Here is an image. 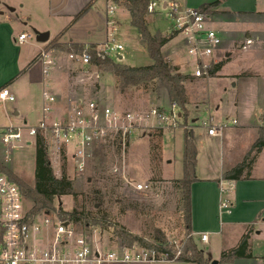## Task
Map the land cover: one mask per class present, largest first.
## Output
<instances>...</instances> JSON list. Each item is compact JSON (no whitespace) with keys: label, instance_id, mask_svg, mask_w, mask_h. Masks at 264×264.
<instances>
[{"label":"crops","instance_id":"1","mask_svg":"<svg viewBox=\"0 0 264 264\" xmlns=\"http://www.w3.org/2000/svg\"><path fill=\"white\" fill-rule=\"evenodd\" d=\"M175 1L181 6L199 7L216 0ZM219 1L207 13L211 15L209 25L223 39L216 52V60L223 64L214 76L208 78L219 76L229 81L239 91L236 106L242 112L238 111L241 120L234 118L236 123L228 124L215 136L208 134L207 127L210 124L218 125L220 117L216 124L213 121H203V126H197L198 117L193 116L191 119L194 138L199 140V130H202L209 149L203 153L199 148L201 141L196 143L197 180L191 185L192 235L197 244L200 238L204 244L213 245L206 252L203 249L210 264L214 259L218 260L217 264H264V146L254 160L250 175L230 180L231 184L223 182L226 191L220 190L224 172L241 162L261 132L264 133V0ZM4 5L14 7V10H8L7 13ZM18 8L20 14L15 13ZM83 9L85 10L80 14ZM119 20L116 17L117 25ZM107 21V0H0V89L7 87L15 95L14 100H0V133L7 125L23 127V144L36 147V139L34 141L30 138L25 126L20 123H26L29 116L35 115L40 107L42 109L44 90L49 89L58 99L64 98L68 91L62 78V61L65 59L60 54L64 51L55 45H100L106 41L110 31ZM50 22H55L58 27L53 37ZM30 27L48 31L49 39L46 42L31 41L28 30ZM21 33H27L29 37L21 41ZM176 39L180 40V46L174 51L169 50L166 56L172 61L173 56L178 55L176 57L180 60H174L173 63L182 70L188 65L182 37L175 36L166 45ZM45 50L57 58V65L48 74L44 73L40 56ZM109 77L113 79L112 86L115 89L114 77L107 74L106 78ZM166 100L167 98L164 103H168ZM63 107L58 101L55 112ZM18 116L20 121H17ZM2 118L5 122H1ZM0 149L5 152L4 163L7 165L13 148L8 154L6 146L0 141ZM201 159L210 163L203 164ZM51 160L54 161L52 158ZM223 200L227 201L230 211L221 209ZM205 232L208 233V239L202 241L201 235ZM245 233H248L250 241L258 240L263 244L257 249L252 248L251 257L220 261L222 251L236 246ZM226 243L229 246H225ZM198 246L200 247L199 244ZM129 264L196 263L174 260Z\"/></svg>","mask_w":264,"mask_h":264},{"label":"rangeland","instance_id":"2","mask_svg":"<svg viewBox=\"0 0 264 264\" xmlns=\"http://www.w3.org/2000/svg\"><path fill=\"white\" fill-rule=\"evenodd\" d=\"M3 8L6 12L10 10L8 5H4ZM15 13L20 14V8ZM157 13L148 17L150 29L152 31L160 30L165 34L170 33L168 31L170 20L166 15V10L160 4L157 6ZM115 14L120 19L116 42L123 45L120 53L124 56V59H115L130 65L152 63L146 46L140 41L137 29L130 24L128 10L124 6L116 5ZM209 16L211 18L210 14ZM49 26L53 37L58 27L55 26V22H50ZM28 30L30 32L29 39L36 42L33 29L30 27ZM180 44V40L176 39L166 45L162 49L164 55L166 56L169 50L178 49ZM61 53L60 55L66 60L62 61L64 74L62 78L64 86L68 89L65 97L59 99L62 105H67L70 99L87 96V98L100 99L102 103L120 110L143 111L154 105L165 109L172 106L167 90L159 80L152 87L150 85L130 88L126 92L120 93L113 88V79L106 78L109 73H103L97 68L81 67L68 59L67 51ZM176 56L178 55L173 56L172 62L180 60ZM185 62L182 63L183 66ZM180 71L191 74L192 67L186 65L185 69H180ZM185 86L189 100L188 112L186 118V115L180 110L181 125L164 129L162 138L157 136L158 133H154V129H143L131 139L125 148L117 143L98 145L81 175H77L74 161L69 155L62 154L58 161L52 162L48 153L57 180L45 185L36 182V149L34 146H25L23 141L15 142L10 153L11 160L7 165L4 163L6 161L5 152L0 149V165L4 171L11 172L10 174L17 181L53 193L52 205L55 210L48 211L51 215L66 216V214L59 213V208L67 213L73 209L93 213L97 218L96 221L90 217L89 222H86L88 224L81 220L76 226L79 232L89 237L96 245L109 248L131 246L138 244L133 241L134 236L153 244L171 240L180 243L186 233L183 194L177 181L183 176L184 171V126L192 127L193 116L198 117L197 126H203V121H213L216 124L219 122L217 121L218 117L221 121L217 123L218 125H233L234 118L241 120L238 111L242 112L236 106L239 91L234 89L229 81L219 78V76L211 79L195 76L194 80L187 81ZM166 98L168 103H164ZM41 118L42 109L40 107L35 115L28 117L26 123L23 121L20 124L25 126L27 132V126L38 125ZM20 120L18 116L17 121ZM14 121L13 123L18 125ZM1 122H5L3 118ZM150 133H153V136ZM199 133H201L199 148L203 153H206L209 150L208 141L203 136L202 130H199ZM194 135L193 133L195 144L199 143ZM201 161L203 164L210 163L202 159ZM138 182L147 183L148 188L145 190L135 189V183ZM27 202L33 207V202L28 197ZM97 214H107V216L101 218ZM71 223L75 222L71 221ZM198 239L200 248L205 252L213 246L211 243L204 244L200 238ZM259 242L258 240H249L250 250L257 249L260 244H263V242ZM225 246L229 245L226 243Z\"/></svg>","mask_w":264,"mask_h":264},{"label":"built area","instance_id":"3","mask_svg":"<svg viewBox=\"0 0 264 264\" xmlns=\"http://www.w3.org/2000/svg\"><path fill=\"white\" fill-rule=\"evenodd\" d=\"M162 5L170 20L169 32L182 37L184 52L192 75L208 78L216 60V52L222 44L220 33L209 25L210 16L197 7L181 6L175 0H153L150 10L156 12ZM117 0H107L109 34L106 41L97 45V51L120 60L123 55L121 43L116 42L118 25L116 21ZM21 33L19 39L28 38ZM44 73L48 74L56 65L57 58L49 51L41 52ZM68 59L81 67L95 68L91 65L90 53L67 52ZM7 87L0 89V100H14ZM59 101L49 89L43 91L42 118L38 125L27 126V135L34 141L38 134L47 140L48 152L52 159L69 155L77 175L84 173L88 162L93 157L98 145L117 143L125 148L131 139L143 129H167L182 124V114L176 104L169 109L154 105L143 111L120 110L100 99L87 96L70 99L67 105L55 112ZM237 120L233 119V123ZM228 124L207 127L208 134L218 135ZM185 128H190L188 125ZM26 129V128H25ZM23 127L8 126L1 130V143L7 153L16 141H25ZM220 182L221 192L226 191ZM147 183H135V189L145 190ZM221 209L230 211L226 200L221 202ZM67 223V224H66ZM208 233H202L201 240L207 241ZM170 243L179 245L176 240ZM167 252L159 253L154 247L133 244L115 248L96 245L89 237L77 230L71 221L51 215L48 211L34 213L28 205L27 196L18 183L8 174L0 171V264H104L174 261Z\"/></svg>","mask_w":264,"mask_h":264},{"label":"trees","instance_id":"4","mask_svg":"<svg viewBox=\"0 0 264 264\" xmlns=\"http://www.w3.org/2000/svg\"><path fill=\"white\" fill-rule=\"evenodd\" d=\"M153 0H117L119 6H124L130 14V24L137 29L140 41L146 46L148 54L152 59V63L148 65H130L117 61L116 59L97 51V45H83V44H57L55 45L63 51H75L81 53L87 50L90 53L91 65L98 70L107 72L114 77L115 89L124 93L130 88L151 87L156 84L157 80L165 86L168 98L171 104H176L187 118V104L188 97L186 93L185 83L194 80L195 76L189 73H182L180 66L174 64L167 56L164 55L163 47L176 36V33L170 32L168 34L162 33L160 30L152 31L148 17L155 12L151 11L149 6ZM219 0L202 4L197 7L201 12H209L211 8L217 6ZM83 9L80 14L84 11ZM223 62L220 61L214 64L210 71V76H214L222 67ZM163 129H154L157 136L163 137ZM153 133H150L152 135ZM153 136V135H152ZM264 146V133L261 132L253 144L250 151L236 166L223 174L224 179H239L241 177H248L251 172L254 160L257 154ZM36 156H35V180L36 182L45 185L57 180L54 174L52 164L49 158L48 146L46 138L38 134L36 137ZM197 165V147L193 140V130L185 128V149L183 158V176L177 181L180 185L183 200H184V214H185V238L181 240L179 245L170 243L168 241L158 242L157 244L144 242L141 238L134 236L133 241L138 242L139 245L147 247H154L159 253L167 252L170 258H173L179 251V255L175 261L179 262H193L196 264H210L205 257L203 250L196 243L192 235V214H191V185L197 180L196 177ZM0 171L5 172L20 186L22 192L30 198L33 202V212L55 210L53 207L54 194L45 190H39L36 187H31L25 183L17 181L12 177V174L4 171L0 165ZM41 185V186H42ZM59 213L66 214V216H59L61 219H67L79 224L81 220L89 222L92 218L96 221L94 214L91 212L77 211L73 209L70 213L62 211L59 208ZM97 216L105 217L107 214H97ZM91 217V218H90ZM251 250L249 244L248 233L243 234L236 246L225 250L221 253L220 261L229 262L235 258L251 257Z\"/></svg>","mask_w":264,"mask_h":264},{"label":"water","instance_id":"5","mask_svg":"<svg viewBox=\"0 0 264 264\" xmlns=\"http://www.w3.org/2000/svg\"><path fill=\"white\" fill-rule=\"evenodd\" d=\"M9 9L10 10H14V7H10L9 6ZM33 31L36 35V40L39 41V42H46L48 39H49V32L48 31H39L35 28H33ZM121 59V57H120ZM67 224V223H66ZM212 264H217L218 263V260H212L211 261Z\"/></svg>","mask_w":264,"mask_h":264}]
</instances>
